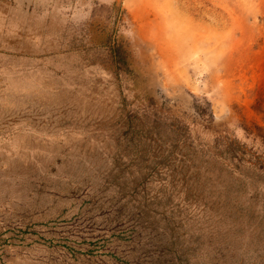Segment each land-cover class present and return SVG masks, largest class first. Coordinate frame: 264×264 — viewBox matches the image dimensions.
I'll return each instance as SVG.
<instances>
[{"label": "rangeland", "instance_id": "1", "mask_svg": "<svg viewBox=\"0 0 264 264\" xmlns=\"http://www.w3.org/2000/svg\"><path fill=\"white\" fill-rule=\"evenodd\" d=\"M0 264H264V0H0Z\"/></svg>", "mask_w": 264, "mask_h": 264}]
</instances>
